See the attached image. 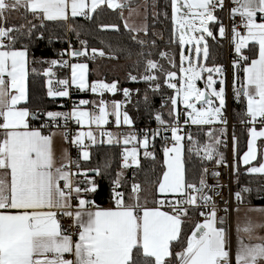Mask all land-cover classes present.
<instances>
[{
	"label": "snow or ice",
	"instance_id": "6c2138e0",
	"mask_svg": "<svg viewBox=\"0 0 264 264\" xmlns=\"http://www.w3.org/2000/svg\"><path fill=\"white\" fill-rule=\"evenodd\" d=\"M230 4L231 7L226 0H170L172 32L174 37L178 35V41L173 42H178L181 48L179 66L173 56L162 51L161 60L177 70L166 69L164 64L148 58L145 74L139 79L153 93L163 86L172 90L162 104V107L171 105L168 113L171 122L157 113L155 120L160 127L151 135L145 131L140 138L129 133L121 141L122 134L104 131L103 126L109 124L110 116L115 118L117 128L122 124L131 126L133 120L127 111H122L124 105L120 101H112L109 111L103 96L106 92L122 91L130 100L131 91L121 90L116 81L89 83L88 63H70L64 59L68 56L94 60L97 55L105 56L103 50L96 48L91 49L89 56L88 41L80 39L74 27L68 31L76 33L80 48H74L68 41V48L58 53L59 59L39 61L49 64L43 73L47 77L55 75L53 67L71 69L70 79L55 81L61 87H53V80L48 79L47 95L53 99L67 98L74 86L80 92L90 90L101 99L98 102L81 99L70 112H42L26 105L29 44L45 39L42 29L47 23L67 22L77 17L91 19V14L102 5L109 9L123 5L115 0H0V264H233L225 220L218 218L215 199L222 186L209 183L210 177L217 180L220 177L219 167L229 166L220 150L227 147V78L222 66L207 67L201 60L209 58V38L217 41L218 37L220 40L228 37L229 28L217 15L227 10L236 54L232 63V95L237 103L246 105L240 122L249 125L242 162L249 166L246 168L249 174L264 175V162L253 165L257 161V141L264 138V0H230ZM21 9L32 20L19 27L6 26L9 15ZM164 16L168 18V13ZM104 27L119 31L117 25ZM125 27L128 28L127 23ZM129 30L143 31L145 35L148 32L146 26ZM21 38L27 39L28 44L18 47ZM60 39L48 37L50 43ZM132 39L141 46L146 43L136 36ZM152 44L155 45L154 40ZM185 45L190 46L187 53ZM147 55L150 57L151 53ZM32 62L38 61L33 58ZM129 79L136 82L138 77L130 74ZM202 80L203 89L197 83ZM150 103L145 91L144 104L150 106ZM90 104L92 110L81 107ZM181 104L183 113L179 111ZM182 117L184 126H211L205 133L206 143L194 142L191 133H184ZM61 119L64 128L74 121L81 129L88 130L75 135L60 131ZM33 121H40L39 127ZM93 126L99 130L101 139L98 140ZM53 128L57 131H52ZM161 129L170 133V137L162 136L165 146L161 176L148 190L136 182L135 176L129 185L126 170L139 168L140 148L144 149L145 157L155 159L148 149L161 136ZM58 134L77 149L76 159L67 148L57 157L54 137ZM185 139L191 145L188 152L201 160L198 174L191 178L186 167ZM232 141L235 151V133ZM98 143L123 144L118 170H112L110 159L93 168L85 167L91 160L89 149ZM204 161L215 167L203 166ZM103 181L107 182L106 186ZM242 191L251 189L245 187ZM102 194L108 197L110 207L97 204L96 197ZM235 197L243 202L241 191ZM223 210L229 211L227 207ZM193 215L202 219L192 220L190 234H186L183 225ZM65 218L67 226L63 224ZM256 228L264 225L249 220L242 228L238 226L237 232L247 234L251 240ZM259 239L262 242L245 243L240 239L235 264H264V238Z\"/></svg>",
	"mask_w": 264,
	"mask_h": 264
},
{
	"label": "trees",
	"instance_id": "16d2710c",
	"mask_svg": "<svg viewBox=\"0 0 264 264\" xmlns=\"http://www.w3.org/2000/svg\"><path fill=\"white\" fill-rule=\"evenodd\" d=\"M165 12L168 13V18H165ZM157 13H159V15H157ZM17 14L24 17L21 21L23 25H26L28 20H32L31 15L26 14L23 9L18 11ZM217 15L223 20V12H218ZM25 17H27V19H25ZM21 22H15L14 19L12 21L7 20L6 26L19 27L22 25ZM33 23H36V21H33ZM105 25H117L119 31L113 30L112 28H106L104 27ZM69 27H74L76 31L80 33V39L88 41L89 56H91L92 48L103 50L105 52V56L101 57L97 55L94 60L82 57V61H85L89 65V81L95 79V77H93L94 72L92 69L97 65L100 80H104L107 83L116 81L121 90L123 88H128L131 91V99H126L122 111L128 112L133 120V124L131 126L120 128L118 133L122 134L121 136L138 132L137 136L143 137L145 131L151 135L152 131L160 127L155 120V115L157 113L162 114V117L166 122H171V117L168 115L171 105L169 104L166 107H162V104L167 101L169 95L172 94V90L163 86L159 92L153 93L150 86L142 79H139V77L145 74V63L148 58L155 59L164 64L166 69L173 71L177 70L171 69L166 60H161L159 53L162 51H166L169 55L173 56L177 66H179V54L181 48L178 42H173L178 41V35L174 37L172 32L170 0H157L156 14L152 16L150 12L148 13L146 26L148 29L147 35H145L144 32H132L125 27L121 15V8L112 10L105 5L98 8L95 13H92L91 19L77 17L74 19L70 18L67 22H48L47 27L42 29L45 39L38 41L34 40L29 44V74L27 79L28 101L26 106L32 110H39L42 112H67L74 104H78L81 99L93 101L88 91L80 92L77 89H70V96L66 100L52 99L47 95L48 79L51 78L57 88L61 87L57 85L55 81L59 79H67L68 69L58 66L53 67L52 70L55 75L53 77H47L43 73L45 69L49 67V64L41 63L39 61L57 59L58 53L68 48V41L72 42L74 48H80L76 33L68 31ZM38 34L39 33H37V35ZM49 36H59L61 39L58 41L53 40V42L50 43L48 40ZM133 36L146 41L145 45H139L132 39ZM153 40L155 41L154 46L152 44ZM208 43L210 55L208 60L204 61V64L210 67L222 66L224 71H226L224 41L220 40L219 37L217 41H213L209 38ZM23 44H28V40L21 38L17 46L19 47ZM141 52L145 53V56H140L139 53ZM148 53H151L150 57L147 55ZM245 54H248L247 50H245ZM33 58L38 62L33 63ZM116 65H120V68L122 69L120 77L115 73L117 70ZM108 66L111 68L109 71L105 69ZM130 74L137 76L138 80L136 82L131 81L129 79ZM198 84L201 85L202 82L199 81ZM137 89H139V92H137ZM145 91H147L149 95L151 102L150 106L144 104ZM121 93L122 91H117L111 97V100L121 102ZM91 106L92 105L90 104L84 107L91 109ZM179 109H181V105L179 106ZM244 111L245 104L237 103L234 100L233 95H231L230 115L232 135L235 133L237 138L235 151L233 150V141L231 142V151H233V192L234 194L237 191L242 192L243 203L253 206H261L264 205V175L249 174L246 171L247 166H242L239 160L247 147V124H242L240 122ZM243 118L246 119V117ZM62 121L63 120L61 119L59 122ZM39 124L40 121H33L34 126L39 127ZM181 124L184 133H191L194 142H199L200 144L207 142L208 137L205 133L210 127L184 126L182 120ZM105 129L112 131L113 128L111 125L107 124ZM44 132L47 133L45 130ZM164 135L170 137V133H165L163 129H161V136H157L155 141L149 145L148 151L155 154V159L140 154L139 168L133 166L132 168L127 169L125 175L129 185L132 182L133 176H135L136 182L141 183V185L148 190L152 187V182L161 176L163 171L164 147L162 136ZM184 145L186 167L188 169L189 177L191 178L194 173L198 174L199 169L201 168V160L194 153L188 152V148L191 145L187 139H185ZM226 148L221 147L220 149L224 152L225 157H227ZM122 151L123 145L121 144L108 145L98 143L96 146L90 148L91 160L85 164V167L93 168L97 165L103 164L105 159H110L112 162V170H118ZM208 165L214 164L207 161L203 162V166ZM102 183H104L105 186L107 184L106 181H103ZM245 187L250 188L251 191L243 192L242 189ZM141 195L143 196L145 193H142ZM149 200H151V196H149ZM96 202L103 208L111 206L108 197L104 194L96 197ZM192 220H196V215H193L191 220L183 225L186 234H190Z\"/></svg>",
	"mask_w": 264,
	"mask_h": 264
},
{
	"label": "crops",
	"instance_id": "0c3cea01",
	"mask_svg": "<svg viewBox=\"0 0 264 264\" xmlns=\"http://www.w3.org/2000/svg\"><path fill=\"white\" fill-rule=\"evenodd\" d=\"M156 1L157 0H115L116 3H119V4L123 5V7L121 8V15H122V18H123V23H124V25H125V23H127L128 29H140V28H143V27L147 26V15H148V13L150 12L152 16H154L156 14ZM89 2H90V0H89ZM226 3H228L229 7H231L230 0H226ZM112 10H114V9H112ZM222 12H223V16H224V11H222ZM226 12L228 13L227 10H226ZM132 32H135V31H132ZM141 32H143V31H140V32H137V33H141ZM231 45H232V50L234 51V46H233L232 43H231ZM234 59H236V56H235ZM233 61L234 60L232 59L231 60V67H232ZM80 62H85V61H80ZM233 71L234 70H232V72L230 71V73L228 75V77L230 78V82L231 83H232V79H233ZM67 73H68V78L67 79H70V76H71L70 67L68 68ZM240 75L242 76L243 74L241 73ZM225 76H226V78L228 80L226 72H225ZM94 81H101V80L93 79V80H90L89 83L94 82ZM103 82H105V81H103ZM105 83H107V82H105ZM70 89H76V88L73 86ZM227 92H228V88H227ZM88 93L91 95L93 101L98 102L101 99L100 96L91 93L90 90L88 91ZM113 95L114 94H112V93L106 92L104 94V96H103V99L106 102H108V104H109L112 101L111 97ZM68 98L69 97H67V98H55V99L56 100H66ZM81 107L84 108L85 110H92V106H91V109L85 108L84 106H81ZM245 107H246V105H245ZM72 108L73 107H71L67 112H70L72 110ZM110 117H112V116H110ZM122 127H126V126L124 125ZM122 127H120V128H122ZM248 127H249V125H247V141L249 139ZM257 128L259 130V125H257ZM119 129H117V130H119ZM81 130L87 131L88 128L85 127V128H83ZM92 130L96 131L98 129H96L95 126H93ZM103 130H104V128H103ZM52 131H57V129L52 130ZM45 134H48V132L45 133ZM140 138H142V137H140ZM130 147H131V145H130ZM65 148H67L69 150V147L67 146V144L64 142L62 137L58 134L57 136L54 137V150H55L58 158H59V155H60L61 151L63 149H65ZM246 151H247V147H246L245 152ZM69 152H70V150H69ZM139 152L142 155L144 153V149L140 148ZM232 152L233 151H231L230 155H231V159H232V162H233ZM243 154L240 156L239 160H240V164L242 166H246L242 162ZM257 160H258V162L257 161H253V165L254 166H258V164L260 162H264V138H261V139H259L257 141ZM247 167H249V166H247ZM254 175H261V174H254ZM105 208H108V207H105ZM237 208H239L238 212H237ZM261 209H264V205L253 206V205H249V204H246V203H243V202H239V204L235 208L234 213H233V217H232L233 218V227H232L231 233L229 235L230 250L233 253V264H235V252H236L237 248L239 247L240 239H243L245 243H260V242H262L261 239H259V238H264V228H256L254 233H253V237H252L251 240H249V237H248L247 234H245L243 232H240V233L237 232V227L239 226V227L242 228L243 226H245V224L249 220H251V222L253 224L264 225V211H259Z\"/></svg>",
	"mask_w": 264,
	"mask_h": 264
},
{
	"label": "built area",
	"instance_id": "2783aa9c",
	"mask_svg": "<svg viewBox=\"0 0 264 264\" xmlns=\"http://www.w3.org/2000/svg\"><path fill=\"white\" fill-rule=\"evenodd\" d=\"M223 22L229 28L228 37L223 39L224 45H225L226 67H228V64L236 56V54L232 50L231 38H230V29H231V23L232 22L229 20V14L226 12V10L224 11ZM235 22L237 24L240 22L239 17L236 18ZM57 59H59V56H57ZM64 59H69L70 63H76V62L82 61V57L76 58V59H71L68 56H65ZM64 68L68 69L69 67H64ZM53 87H56V85H54V82H53ZM121 95H122L121 102L124 105L126 102V98L123 96V92L121 93ZM179 111H181V113H183L184 109H179ZM227 115H228V121H229L228 122V135H227V141L228 142H227V144L229 146L228 149L230 148L229 151L231 154L232 124H231V115H230V101L228 103ZM181 120L183 121V117ZM112 122H113V120L110 117L109 125H111ZM59 123L61 125L60 130L61 131L66 130L69 132L70 135H75L78 131L81 130L80 126L77 125L74 121H69L66 128L63 127L64 121L59 122ZM52 130H55V128H53ZM45 131L48 132V129H45ZM104 131H109V130L104 128ZM134 134L138 135V132H135ZM86 143H88V142L86 141ZM67 146L69 147L70 154H71L72 158L76 159L78 156L77 149L75 147L69 145V144H67ZM164 146H165V143H164ZM168 146H171V144L169 143ZM89 151H90V149H89ZM120 163H121V159H120ZM227 163L229 165L228 167H219L217 169L220 172V177L218 178V180L210 177L209 183L210 184H217L218 183L219 185L222 186V187H220L218 193L216 194L215 199L217 201L218 218H223L225 220L224 227L226 228V230L228 232V236H229L231 233L232 227H233V218H232L233 213H234L235 208L239 204V202L236 200L235 194L233 192V168H232L231 159L228 160ZM206 167H208L209 169H212L215 167V165H208ZM225 207H227L229 210L227 213H225L223 210ZM200 219H202V218L199 217L198 215H196V220H200ZM63 224L65 226H67L68 220L66 218L63 220ZM231 254L233 257L232 251H231Z\"/></svg>",
	"mask_w": 264,
	"mask_h": 264
},
{
	"label": "rangeland",
	"instance_id": "374dc122",
	"mask_svg": "<svg viewBox=\"0 0 264 264\" xmlns=\"http://www.w3.org/2000/svg\"><path fill=\"white\" fill-rule=\"evenodd\" d=\"M14 19V21L15 22H21L23 19H24V17H21V16H19L18 14H17V12H14V13H12L11 15H9V17H8V20L9 21H12ZM22 23V22H21ZM22 25H23V23H22ZM25 25V24H24ZM190 46H188V45H185L184 46V49H185V51H186V53H187V49L189 48ZM201 63H204V61L203 60H201ZM116 67H117V70H116V75L118 76V77H120L121 76V72H122V69L120 68V65H116ZM207 67H210V66H207ZM106 70H111V68L108 66L107 68H105ZM93 72H94V76L93 77H95V79H97V80H100V78H99V74H98V66L96 65V66H94L93 67ZM113 70V69H112ZM232 67H231V62L228 64V67H226V74H227V77H228V75H229V73H230V71L232 72ZM105 72V71H104ZM179 75V74H178ZM205 76H207V73H205L204 74ZM214 78H215V74H214ZM101 81H104V80H101ZM202 82V84L201 85H199L198 84V87H200V88H204V81L202 80L201 81ZM110 83H112V82H110ZM198 83V82H197ZM231 82H230V78L228 77V80H227V85H228V103H229V101H230V99H231V95H232V88H231ZM112 103V101L109 103V111H111V104ZM181 109H183V105L181 104ZM112 118V120H113V122H112V132L113 133H118V130L117 129H119L120 127H122V126H124L123 124L119 127V128H117L116 127V125H115V118L112 116L111 117ZM110 119V118H109ZM107 125H105V126H103V128H105ZM125 126H127V125H125ZM192 126H194V125H192ZM203 127H211V126H203ZM96 133H97V138H98V140L100 139V137H99V130H96L95 131ZM104 139H106V137L104 138ZM122 139H123V136H121V141H122ZM228 142V141H227ZM121 145H123L122 143H121ZM128 147H130V145L128 146ZM228 144H227V148H226V160L228 161V160H230L231 158V155H230V148L228 149ZM231 162H232V159H231Z\"/></svg>",
	"mask_w": 264,
	"mask_h": 264
}]
</instances>
